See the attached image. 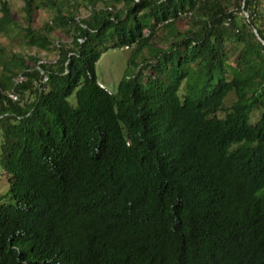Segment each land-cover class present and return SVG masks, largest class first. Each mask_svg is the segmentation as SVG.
Masks as SVG:
<instances>
[{
	"label": "trees",
	"instance_id": "obj_1",
	"mask_svg": "<svg viewBox=\"0 0 264 264\" xmlns=\"http://www.w3.org/2000/svg\"><path fill=\"white\" fill-rule=\"evenodd\" d=\"M23 2L20 31L0 2L25 49L0 52V264H264V0ZM110 47L136 68L115 91Z\"/></svg>",
	"mask_w": 264,
	"mask_h": 264
},
{
	"label": "rangeland",
	"instance_id": "obj_2",
	"mask_svg": "<svg viewBox=\"0 0 264 264\" xmlns=\"http://www.w3.org/2000/svg\"><path fill=\"white\" fill-rule=\"evenodd\" d=\"M11 10L14 14V19L19 23V27H15L17 31H20V27H26L25 21V11L23 10V0H7ZM1 2V0H0ZM86 10L83 9L79 16H84L86 14ZM53 18V12L50 10L40 9L37 10L34 17L33 25L35 27H40L46 22H50ZM50 37L54 41V44L51 46L50 50H42L39 53V57L44 62H52L56 55V47L59 46L60 43L69 42L71 38L64 32L61 28L55 27L52 32H50ZM23 46V47H22ZM2 47H4V51L13 50H23L24 45L20 36H13V40H9L8 38L0 35V52L3 51ZM58 48V47H57ZM25 50V49H24ZM35 51V49H32ZM31 50V51H32ZM132 51L125 48H108L102 54L100 60L97 63V75L101 82L111 91H115L118 87L120 80L126 75H133L136 71L134 66L129 67L128 61L131 56ZM13 77H11L10 82H12ZM15 79V77H14ZM8 88V87H7ZM71 103H76L75 96L70 97ZM9 191V180L7 174L0 169V194H3V200H8L10 198ZM12 201V199H10Z\"/></svg>",
	"mask_w": 264,
	"mask_h": 264
},
{
	"label": "built area",
	"instance_id": "obj_3",
	"mask_svg": "<svg viewBox=\"0 0 264 264\" xmlns=\"http://www.w3.org/2000/svg\"><path fill=\"white\" fill-rule=\"evenodd\" d=\"M42 63H45L44 61H42L41 59L38 61V63H37V68H39L40 69V71H41V74H42V77H41V82H35V84H38V85H42V84H44V83H46L47 81H48V79H49V76H48V74H46L45 73V71L43 70V69H41L40 68V64H42ZM25 80V75L23 74V73H20L16 78H15V84H17V83H21V82H23ZM99 85L102 87V88H105V89H107V87L102 83V82H99ZM108 90V89H107ZM7 94H8V96L10 97V98H12L13 100H18L19 99V96H20V94L19 93H17L15 90H14V88L13 89H11V90H8V92H7Z\"/></svg>",
	"mask_w": 264,
	"mask_h": 264
},
{
	"label": "crops",
	"instance_id": "obj_4",
	"mask_svg": "<svg viewBox=\"0 0 264 264\" xmlns=\"http://www.w3.org/2000/svg\"><path fill=\"white\" fill-rule=\"evenodd\" d=\"M102 81V80H101Z\"/></svg>",
	"mask_w": 264,
	"mask_h": 264
}]
</instances>
